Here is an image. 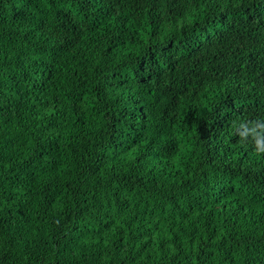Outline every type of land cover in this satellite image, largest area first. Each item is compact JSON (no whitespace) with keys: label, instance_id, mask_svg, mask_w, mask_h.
<instances>
[{"label":"trees","instance_id":"obj_1","mask_svg":"<svg viewBox=\"0 0 264 264\" xmlns=\"http://www.w3.org/2000/svg\"><path fill=\"white\" fill-rule=\"evenodd\" d=\"M0 264H264V0H0Z\"/></svg>","mask_w":264,"mask_h":264}]
</instances>
